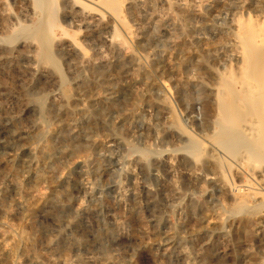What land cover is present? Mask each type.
<instances>
[{"label": "rangeland", "instance_id": "374dc122", "mask_svg": "<svg viewBox=\"0 0 264 264\" xmlns=\"http://www.w3.org/2000/svg\"><path fill=\"white\" fill-rule=\"evenodd\" d=\"M44 1L0 0V264H264V0Z\"/></svg>", "mask_w": 264, "mask_h": 264}, {"label": "bare ground", "instance_id": "6f19581e", "mask_svg": "<svg viewBox=\"0 0 264 264\" xmlns=\"http://www.w3.org/2000/svg\"><path fill=\"white\" fill-rule=\"evenodd\" d=\"M61 2H63V4H67V3H69V0H60ZM45 3H47V4H49V9H48V11L46 12V16H45V18H44V20L42 21V30L41 31H43L44 33V36L43 35H41V36H43V39L45 38V40H47L48 41V38L51 36H49V37H47L48 35H49V32L51 31V32H53L52 31V26L51 25H59V23H57V21H56V18H55V12L53 11V8H52V6H54V3L56 2V0H45L44 1ZM43 2V3H44ZM106 6H108L118 17H120V18H123V14H122V5H121V3H120V0L118 1V0H108L106 3ZM52 5V6H51ZM83 5V4H82ZM69 9V8H68ZM94 9V8H93ZM96 9H99V8H96ZM95 10V9H94ZM46 11V10H45ZM100 11V10H99ZM99 11H90V12H88L87 14L89 15V17L90 18H93L94 19V24H93V26L96 28V27H98L99 25H100V22H101V12H99ZM102 11V10H101ZM104 12V11H103ZM3 13V12H2ZM4 14V13H3ZM7 15V14H6ZM44 15V14H43ZM82 16V15H81ZM3 20L6 22V18L5 17H3ZM88 20V19H87ZM86 20V21H87ZM103 20V19H102ZM3 21V22H4ZM244 21V20H243ZM119 22V21H118ZM251 22H252V20H251ZM91 23V22H90ZM252 24V23H251ZM250 24V25H251ZM91 25V24H90ZM242 25V24H241ZM51 26V27H50ZM256 26V25H255ZM40 27V26H39ZM59 27H60V25H59ZM245 27V26H244ZM244 27H243V29H244ZM246 28V27H245ZM48 29H50V31L48 30ZM58 29V28H57ZM63 29V28H62ZM65 29V28H64ZM126 29H128V28H126ZM248 29V28H247ZM246 29V30H247ZM27 30V29H26ZM48 30V31H47ZM67 30V29H66ZM86 30V29H85ZM93 30V29H92ZM249 30V29H248ZM31 31V30H30ZM36 31V30H35ZM62 31V30H61ZM88 31V30H87ZM129 31H130V28H129ZM21 32V31H20ZM32 33V32H31ZM30 33V34H31ZM37 33H38V31H37ZM48 33V34H47ZM247 32H244V30H243V36H244V34H246ZM35 34V33H34ZM252 34V33H251ZM16 35V34H15ZM63 35V34H62ZM66 35H68L69 37H72V38H69L68 40H66V44H67V51H66V54H67V56H68V58H70V59H72L71 61H70V64L72 65V66H76L78 69H79V67L82 65V63H80V59L79 60H77V57H78V55H79V52H80V49H79V46H78V43L75 41V39L73 38V36L71 35V33L69 32V31H66ZM86 35H87V33H86ZM240 35V34H239ZM248 35L249 34H247L246 36H244V39H245V37H247V40H248ZM18 36V35H17ZM47 37V38H46ZM38 38H39V36H38ZM51 38H53V37H51ZM241 38V37H240ZM243 38V37H242ZM252 39H253V37H251ZM250 38V39H251ZM252 39H251V41H252ZM255 39V38H254ZM40 40V39H39ZM121 40V39H120ZM247 40H246V42H247ZM256 40V39H255ZM261 41L263 40V39H260ZM250 41V40H249ZM251 41L248 43V45H251L252 43H251ZM245 42V44L247 45V43ZM59 43V42H58ZM244 43V42H243ZM245 44H243V45H245ZM253 44H255V43H253ZM51 45V44H50ZM247 45V47H249ZM257 45V46H256ZM255 45V47H256V49L255 48H253V49H247V50H249V51H251L250 52V54H247L248 56L249 55H251L252 57H248V56H246L245 54V56H246V61H250L251 60V64H248L249 66V68H246V69H248V70H246L247 72H245V75H246V78H245V81H244V83L245 84H243L242 83V92L245 94V96H246V102H247V105L248 106H246V102H239V101H237L236 103L237 104H232V102H230V106L228 107L229 109L227 110V114H226V121H231V122H233V123H239L240 122V120L239 119H241V118H239L238 116V113H237V111H238V105H239V103H243L244 105H245V107H248V108H250V110L252 111V112H250V110L248 109V111L250 112V113H248L250 116H252L251 114H253L254 113V115L256 114V117L254 118V116H252L254 119H253V121H251V126L249 127V128H251V131L250 132H252L253 131V133H258V134H261V136H263V139H264V135L262 134V133H264V44H263V46L261 45V42L259 43H257ZM252 46V45H251ZM254 47V46H253ZM51 48V47H50ZM49 48V49H50ZM252 48V47H251ZM245 49V48H244ZM245 49V50H246ZM255 50V51H254ZM244 51V50H243ZM256 52H261L260 53V55H258V54H254V53H256ZM248 53V52H247ZM53 54V53H52ZM253 55H255V56H257V57H259V58H257V60H254L253 61ZM53 56L54 55H52L51 56V58H53ZM49 57H50V54H49ZM74 57V58H73ZM50 58V59H51ZM252 58V59H251ZM255 58V59H256ZM73 59H75V61H74V63L72 62L73 61ZM87 60H89V59H87ZM90 61H91V59H90ZM91 64V63H90ZM93 66V65H92ZM95 67V66H94ZM247 67V66H246ZM244 68H245V66H244ZM245 71V70H244ZM243 74V73H242ZM247 75H249V76H247ZM243 76V75H242ZM50 77V76H49ZM49 77H47V79H46V84L49 82V84H50V81H51V79L49 78ZM53 79V78H52ZM243 79H244V77H243ZM229 80V79H228ZM44 82V83H45ZM50 85H52V84H50ZM245 85V86H244ZM258 86V87H257ZM10 87V86H9ZM10 90V89H9ZM237 95V94H236ZM235 98L236 97H232L231 98V100L233 101V99L235 100ZM230 100V99H229ZM236 100H237V98H236ZM241 100V99H240ZM239 102V103H238ZM240 106V105H239ZM243 106V105H242ZM241 106V107H242ZM245 111V114L248 112V111H246V110H244L243 109V112ZM243 115V114H242ZM241 115V116H242ZM248 115V116H249ZM245 117H247V116H245ZM252 117H251V120H252ZM247 119V118H246ZM245 119V120H246ZM241 124V123H240ZM244 124H246V123H244ZM243 124V125H244ZM239 124H238V127H237V129L239 128ZM242 126H240V128H241ZM233 129V130H231L230 132H227V133H239L238 135H240V133H244V136H245V130H242V129ZM247 128V127H246ZM245 128V129H246ZM236 130V131H235ZM232 134H230V135H228V136H231ZM235 135V134H234ZM233 135V136H234ZM241 137H242V134H241ZM258 137V136H257ZM260 137V136H259ZM246 138H248V137H246ZM245 138V139H246ZM249 139V138H248ZM257 139V138H256ZM252 140H253V138H252ZM261 140H262V138H261ZM258 141V142H257ZM257 141H255V139L253 140V142L252 141H249V142H252V146H254V147H256L257 145H259L260 143H263L264 144V140H262L263 142H260L259 140H257ZM255 142V143H254ZM256 142L258 143L257 145H255L256 144ZM260 142V143H259ZM235 145V144H234ZM243 145V144H242ZM254 147H251L250 146V148H252L253 150H249L250 152L251 151H253V152H255L254 151ZM259 147H261V145L260 146H258V148ZM258 148H256V149H258ZM246 149V148H245ZM247 150H248V148H247ZM246 151V150H245ZM249 152V153H250ZM256 153L258 154V156H260V157H263L264 158V146L262 147V148H260V149H258L257 151H256ZM251 154H252V152H251ZM250 154V155H251ZM255 154V153H254ZM257 154H255V155H257ZM260 157H258L259 159H260ZM263 158H261V159H263Z\"/></svg>", "mask_w": 264, "mask_h": 264}]
</instances>
